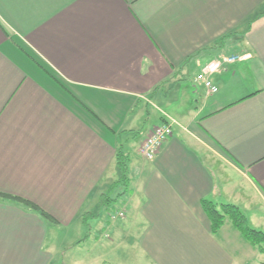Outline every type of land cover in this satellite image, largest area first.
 I'll use <instances>...</instances> for the list:
<instances>
[{
    "label": "crops",
    "instance_id": "obj_1",
    "mask_svg": "<svg viewBox=\"0 0 264 264\" xmlns=\"http://www.w3.org/2000/svg\"><path fill=\"white\" fill-rule=\"evenodd\" d=\"M243 51L217 92L194 83ZM119 150L128 183L111 200ZM0 191L57 221L0 200V264H53L52 237L84 215L104 236L136 234L151 264H264L229 222L211 233L201 205L233 203L264 231V0H0ZM110 202L120 223L101 217Z\"/></svg>",
    "mask_w": 264,
    "mask_h": 264
},
{
    "label": "rangeland",
    "instance_id": "obj_2",
    "mask_svg": "<svg viewBox=\"0 0 264 264\" xmlns=\"http://www.w3.org/2000/svg\"><path fill=\"white\" fill-rule=\"evenodd\" d=\"M121 141L125 142V137ZM118 204L112 202L107 204L101 210V217H107V221L109 219L112 221L109 213L112 209L114 211L111 213L115 212ZM125 218L124 212L123 219ZM96 220L97 218L87 220L88 224L80 225L79 229H76L74 225L58 230V233L52 237L57 238V252L53 264H151L135 243L136 234L130 235L131 242H121L113 235V232L110 237L104 236L100 227L94 226ZM113 221L120 223L122 219H113ZM107 231L111 233L109 228ZM78 240L79 242H75Z\"/></svg>",
    "mask_w": 264,
    "mask_h": 264
},
{
    "label": "trees",
    "instance_id": "obj_3",
    "mask_svg": "<svg viewBox=\"0 0 264 264\" xmlns=\"http://www.w3.org/2000/svg\"><path fill=\"white\" fill-rule=\"evenodd\" d=\"M225 37V35L220 37L217 43H219L220 40H224ZM115 164L119 172V177L112 184V187L120 186L121 191L111 200H115L118 196L123 195V193L126 191L128 183V155H126L121 150L117 151L115 155ZM107 197L110 196L102 194L101 200L104 201ZM0 200H6L20 204L30 211L38 212V214H40L43 218L51 222H57L54 217H52L50 214L40 208L35 202L29 199L0 191ZM201 205L210 222L211 233L215 234L225 222H229L246 241L254 246L259 252L264 253V231L252 227L238 206L233 203H216L210 199H202ZM83 218L84 223L87 224L85 215Z\"/></svg>",
    "mask_w": 264,
    "mask_h": 264
},
{
    "label": "built area",
    "instance_id": "obj_4",
    "mask_svg": "<svg viewBox=\"0 0 264 264\" xmlns=\"http://www.w3.org/2000/svg\"><path fill=\"white\" fill-rule=\"evenodd\" d=\"M251 56L250 52L243 51L222 54L219 57L210 58L203 62L199 68L194 77V83L203 86L208 94H213L218 90L214 82V77L226 70L229 65L247 61ZM173 122V120H168L154 126L143 138L139 145V152L144 159L151 160L154 158L162 143L172 134ZM124 212V208L117 209L110 215L111 219H123Z\"/></svg>",
    "mask_w": 264,
    "mask_h": 264
}]
</instances>
